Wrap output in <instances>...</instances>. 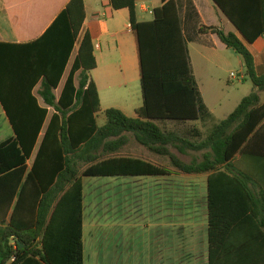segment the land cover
Listing matches in <instances>:
<instances>
[{
	"label": "trees",
	"instance_id": "1",
	"mask_svg": "<svg viewBox=\"0 0 264 264\" xmlns=\"http://www.w3.org/2000/svg\"><path fill=\"white\" fill-rule=\"evenodd\" d=\"M138 1L142 0H111L115 10L129 9L137 40L143 98L137 118L110 108L104 112L106 123L99 125L101 102L88 75L97 63L88 34L60 98L54 93L86 18L84 0H71L35 42L0 43V102L14 129V137L0 143V264H85L84 178L166 174L142 160L110 157L132 140L169 159L181 174H212L207 194L209 264H221L218 255L225 249L231 216L222 208L224 194L215 192V173L242 151L264 122L259 97L264 75L257 74L253 55L235 32L202 26L201 34L218 35L227 49L241 56L255 91L205 137L197 129L165 130L158 122L186 125L198 121L207 108L199 105L176 2L162 0L152 21L139 22ZM213 2L249 43L264 35V0ZM81 69L75 88V75ZM39 83L44 105L34 95ZM202 151L201 161L187 163L180 158Z\"/></svg>",
	"mask_w": 264,
	"mask_h": 264
},
{
	"label": "crops",
	"instance_id": "2",
	"mask_svg": "<svg viewBox=\"0 0 264 264\" xmlns=\"http://www.w3.org/2000/svg\"><path fill=\"white\" fill-rule=\"evenodd\" d=\"M174 1L188 47L189 44L197 46L202 55H218V51L229 49L218 35L211 32L201 34L200 28L215 27L235 32L253 55L257 74L264 75V35L249 43L213 0ZM70 2L71 0H0V43L25 45L35 42L46 33ZM84 3L86 18L66 74L54 93L59 99L81 43L88 34L97 63L96 68L88 71L89 82H94L98 90L101 111L97 120L103 126L106 123L104 112L110 109L103 108V103L117 102V96L125 93L129 95L131 90L141 87L138 46L130 23L129 9L115 10L111 0H84ZM162 5V0L138 1L137 20L152 21L154 10ZM148 14L152 17L150 20L145 19ZM239 63L240 77L230 75L228 84H234L235 80L241 84L248 79L243 60H239ZM82 70L75 75V88H78ZM210 79L213 80V77L210 76ZM40 88L41 83L35 88L34 95L44 105L38 96ZM259 97L261 104L264 103V92H260ZM244 98L234 105L231 103L232 111L218 117V109L222 104L216 96H206L204 103L207 112L200 114V126L191 129H197L205 137L214 126L232 114ZM142 106L143 103L116 109L129 118H137V110ZM53 114L54 110H51L50 118ZM0 119V132L3 129L10 130L13 135L9 139L14 137V129L1 102ZM163 125L165 130L174 131L171 129H174L175 123L167 122ZM173 152L176 153L175 150ZM194 153L188 152L180 158L187 163L196 159L201 161L204 152H197V157ZM110 157L142 160L163 169L166 174L116 177L131 178L136 187H141L142 190L150 187L153 194H132L129 198L126 197L128 194H111L112 187L103 194H88V208L84 213L85 259H91L94 264H175L191 258L200 260L202 257L209 264V232L205 216L208 214V181L212 174H181L169 159L151 153L133 140L118 155ZM215 177V192L224 194L222 208L228 210L231 216L225 249L220 251L217 261L221 264H264V122L250 135L242 151L229 164L223 165L217 176L215 173ZM176 178L192 183L195 180L201 182L202 194H188L184 190L178 192ZM128 208H147L154 216L152 222H135L126 215L127 212H132ZM142 231L153 233L146 242L135 233ZM181 231H186V234L182 236L183 241L178 242L176 232Z\"/></svg>",
	"mask_w": 264,
	"mask_h": 264
},
{
	"label": "rangeland",
	"instance_id": "3",
	"mask_svg": "<svg viewBox=\"0 0 264 264\" xmlns=\"http://www.w3.org/2000/svg\"><path fill=\"white\" fill-rule=\"evenodd\" d=\"M152 17L150 14L146 16L145 19L150 20ZM190 64L192 67V74L194 76L198 92H199V105L203 107L205 105L204 100L206 96L212 95L218 98V102L222 104L221 108L219 107L217 115L218 117L223 115L222 113H229L232 111V104L236 101H240L243 97L250 95L253 92V84L247 79L246 82L239 84L238 81L235 80L234 84H228L227 79L230 75L234 74V76H239L240 63L239 60H242L241 56L236 54L231 50L218 51V55H207L200 54L198 52L197 46L189 44L188 47ZM210 76L213 77V80L210 79ZM119 100L117 102L112 103H103V108H118L121 106H138L143 103L141 87H137L131 90L129 95L123 94L117 96L116 99ZM52 110V109H51ZM53 111V110H52ZM204 108H202V112ZM1 120V119H0ZM101 121V120H100ZM171 122L176 123L175 121H160L158 125L164 127V123ZM186 125L178 124L174 126V129L171 130H179L184 131L189 128H196L200 126L199 121H189L186 122ZM188 126V127H187ZM13 133L9 130L3 129L0 132V142L9 139ZM194 156H198V153H194ZM184 157V156H180ZM189 160V158H184ZM32 164V161L29 162V165ZM126 183V185H124ZM195 184L197 186H195ZM84 186H85V209L87 212L88 208V194H103L104 191L108 190L112 187L111 194H128L126 197L132 196V194H153L151 188L148 187L146 190H142L141 187H136V183L131 178H121L116 179V177L112 178H84ZM195 187V189H194ZM196 187L198 188L196 190ZM176 190L178 192L185 191L188 194H193V192H197L198 194H202L201 182L195 180L194 183L189 181H183L181 179L176 178ZM146 197V196H144ZM149 197V196H148ZM132 212H127L131 219L135 220V222H139L142 224L151 223L152 214L148 212L147 208H137V210L128 208ZM128 210V211H129ZM127 211V209H125ZM192 212V209H191ZM167 218V217H166ZM170 220V218H168ZM204 221V220H203ZM205 223L208 225V214L205 216ZM137 235L141 236L144 242H146L151 234L148 231L135 232ZM159 233V232H155ZM162 233V232H161ZM186 234L183 231L176 232V240L183 241V235ZM202 250V247L200 248ZM85 264H94V262L86 257ZM175 264H207V260L202 258L199 260H194L191 258L190 260L175 262Z\"/></svg>",
	"mask_w": 264,
	"mask_h": 264
}]
</instances>
